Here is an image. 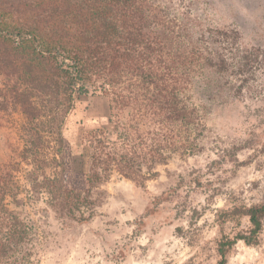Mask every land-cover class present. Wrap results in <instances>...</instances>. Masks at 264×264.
<instances>
[{
    "label": "rangeland",
    "instance_id": "obj_1",
    "mask_svg": "<svg viewBox=\"0 0 264 264\" xmlns=\"http://www.w3.org/2000/svg\"><path fill=\"white\" fill-rule=\"evenodd\" d=\"M154 1L176 22L179 46L226 60L223 70L197 71L189 93L204 125L201 149L157 165L145 188L114 172L95 217L79 222L36 184L60 173L57 134L45 133L34 159L20 109L0 111V166L13 170L18 185L5 203L32 230L35 264H218L219 241L249 227L247 218L224 212L264 203V0ZM110 104L107 92L89 95L67 117L78 170L88 155L81 134L109 127ZM227 264H264V229L258 245L238 242Z\"/></svg>",
    "mask_w": 264,
    "mask_h": 264
},
{
    "label": "trees",
    "instance_id": "obj_2",
    "mask_svg": "<svg viewBox=\"0 0 264 264\" xmlns=\"http://www.w3.org/2000/svg\"><path fill=\"white\" fill-rule=\"evenodd\" d=\"M174 23L154 0H0V111L20 109L25 151L34 159L45 133L57 134L60 173L36 184L65 216L93 219L114 172L145 188L173 154L200 151L204 125L189 93L197 71L223 70L226 60L179 46ZM103 92L109 127L82 132L88 155L78 170L64 126L77 101ZM17 191L13 170L0 166V264H35L32 230L5 203ZM224 215L247 218L249 227L219 241L218 264L228 263L238 242L260 243L264 203Z\"/></svg>",
    "mask_w": 264,
    "mask_h": 264
}]
</instances>
